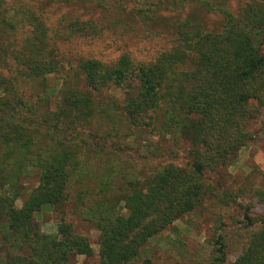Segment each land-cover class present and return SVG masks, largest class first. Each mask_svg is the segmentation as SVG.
Returning <instances> with one entry per match:
<instances>
[{
  "label": "trees",
  "instance_id": "trees-1",
  "mask_svg": "<svg viewBox=\"0 0 264 264\" xmlns=\"http://www.w3.org/2000/svg\"><path fill=\"white\" fill-rule=\"evenodd\" d=\"M130 1L136 14L149 18L139 0H115L120 6ZM167 1L180 10L194 5L227 21L220 31L193 19L175 21L172 42L150 58L125 50L105 59L92 49L81 50L75 58L87 87L125 88L122 104L115 105L131 125L158 130L178 144L188 142L191 157L188 165L168 163L147 177L130 180L120 197L110 193L107 181L93 189L92 197L85 195L90 199L85 219L100 231L99 260L90 264H137L144 245L205 199L229 205L239 196L221 190L208 173L227 168L255 138L251 125L264 108V0L247 1L237 10L212 0H161ZM6 4L0 0V68L14 65L17 73L12 78L0 75V89L6 92L0 96V264H69L76 256L95 254L90 239L75 232L64 217L55 233H46L36 215L68 200L80 161L77 143L65 134L93 117L94 101L68 86L57 108L39 120L36 105L17 82L62 73L75 60L66 49L71 43L100 37L111 24L126 30L131 21H95L79 15L51 20L30 0L18 8ZM137 22L149 30L157 24ZM19 25L29 28L21 36ZM31 169L39 176L38 184L17 206L21 180ZM249 190L243 186L239 192H250L264 204V186ZM250 209L244 214L246 243L233 262L228 263L226 245L218 235L210 257L194 264H264V216L256 218Z\"/></svg>",
  "mask_w": 264,
  "mask_h": 264
},
{
  "label": "rangeland",
  "instance_id": "rangeland-1",
  "mask_svg": "<svg viewBox=\"0 0 264 264\" xmlns=\"http://www.w3.org/2000/svg\"><path fill=\"white\" fill-rule=\"evenodd\" d=\"M6 1L7 6L18 8L23 0ZM30 1L42 9L44 14L50 15L51 20L70 19L79 15L83 19L92 18L95 21H131L126 30L120 24H111V28L100 37L71 43L66 49L72 54V59L80 56L81 50L89 49L105 59L114 58L125 50H133L140 58H150L172 42V24L175 21L193 19L202 22L211 31L222 30L227 21L223 15L198 10L194 5L180 10L172 1L157 0V5H153L156 0H139V6L146 9L149 18L136 14L135 3L131 1L122 6L115 0L75 4L57 0ZM212 1L237 10L250 0ZM149 6H153L155 11L148 10ZM145 20L156 21L154 23L157 24L149 30L137 22ZM132 25L136 28L132 29ZM28 29L19 25L18 35H23ZM157 29L159 32H156ZM72 61L73 64L68 65L62 73L47 78H21L17 83L21 93L36 105L39 120L44 112L57 108L62 90L68 86L83 90L94 101L93 117L77 131L68 129L65 134L77 143L80 161V166L72 175L68 200L60 207H46L36 215V220L46 233H55L64 217L73 224L75 232L87 236L95 254L91 257L76 256L69 264H90L99 260L100 231L85 219L86 206L90 201L89 196L85 195L89 193L92 197L93 189L98 190L102 181H107L108 186L112 185L110 193L120 197V192L127 190L130 180L147 177L168 163L188 165L191 162L190 144L186 141L178 144L169 135H161L158 130L131 125L123 111L116 106V103L122 104L125 88L112 84L102 91L92 90L87 87L84 75L78 70L76 59ZM16 73L14 65L0 68V75L7 78H12ZM5 93L1 87L0 96ZM251 131L255 138L241 149L237 160L220 172L208 173L221 190L239 193L237 202L227 205L214 198L205 199L195 210L176 220L144 245L137 264H147L148 261L154 264H194L207 260L218 235L223 237L226 245L228 263L235 260L246 243V230L243 228L245 212L251 208L249 212L254 217L264 216L262 202L250 192H239L243 186L251 191L264 186V108L251 125ZM38 180L39 176L32 169L22 178L21 197L16 202L17 206L23 204Z\"/></svg>",
  "mask_w": 264,
  "mask_h": 264
}]
</instances>
